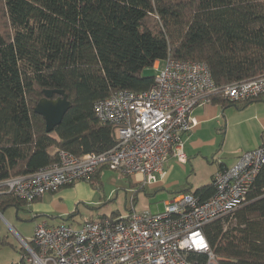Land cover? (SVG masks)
I'll return each instance as SVG.
<instances>
[{
  "label": "trees",
  "instance_id": "obj_1",
  "mask_svg": "<svg viewBox=\"0 0 264 264\" xmlns=\"http://www.w3.org/2000/svg\"><path fill=\"white\" fill-rule=\"evenodd\" d=\"M166 58L205 62L217 86L264 76V0H0V182L56 162L52 148L76 156L112 148L94 103L147 90L154 76L142 71ZM45 89L72 104L48 134L33 112ZM208 102L237 104L220 94ZM192 193L210 197L212 181ZM27 204L0 193V213ZM231 216L237 225L227 232L222 219ZM203 233L218 264H264V171L247 203Z\"/></svg>",
  "mask_w": 264,
  "mask_h": 264
},
{
  "label": "built area",
  "instance_id": "obj_2",
  "mask_svg": "<svg viewBox=\"0 0 264 264\" xmlns=\"http://www.w3.org/2000/svg\"><path fill=\"white\" fill-rule=\"evenodd\" d=\"M153 84L144 91H119L93 105L102 126L112 128L115 144L101 153L76 156L57 150L56 162L30 175L0 182V193L27 203L55 194L77 181L90 180L101 167L125 177H140L142 187L165 178L170 158L183 164V138L198 124L195 107L220 94L229 102L264 95V76L217 86L205 62L166 58L156 61ZM258 148L215 172L213 194L191 192L163 202L162 211L88 218L78 226L36 224L29 242L18 236L24 256L16 264H218L203 227L247 203L264 171V132ZM204 256L203 262L190 255Z\"/></svg>",
  "mask_w": 264,
  "mask_h": 264
},
{
  "label": "rangeland",
  "instance_id": "obj_3",
  "mask_svg": "<svg viewBox=\"0 0 264 264\" xmlns=\"http://www.w3.org/2000/svg\"><path fill=\"white\" fill-rule=\"evenodd\" d=\"M142 75L154 76L155 71L152 68L144 69ZM187 137L188 135L183 138L186 162L181 164L173 158L167 161V166L170 168L168 183L171 191L189 187L194 190L209 184L211 175L219 163L218 157L221 155L225 158L230 157V153L239 151L240 142L242 145L245 144L243 139L237 140L232 133L225 141L220 132L211 133L208 137L201 136L198 137L199 140L195 145H188L189 137ZM208 139H213L212 145L204 143ZM198 146L200 148L193 149ZM103 170V173H99L98 178L91 182L83 180L88 187L83 195L87 196L89 191H92L95 198L93 202L76 205L75 214L69 220L71 225L78 226L81 221L88 218L128 214L132 200L137 213H159L162 211L163 202L171 197L166 189L149 190L148 187L141 189L136 177L127 178L116 170ZM27 205L18 209L10 206L1 213L3 218H0V264H16L24 256L18 236L29 242L36 224L41 222H47L49 225L57 224L53 223L57 222L55 217L51 218V215L41 213L40 210L35 211ZM222 223L227 232H231L237 225L235 216L222 219Z\"/></svg>",
  "mask_w": 264,
  "mask_h": 264
},
{
  "label": "crops",
  "instance_id": "obj_4",
  "mask_svg": "<svg viewBox=\"0 0 264 264\" xmlns=\"http://www.w3.org/2000/svg\"><path fill=\"white\" fill-rule=\"evenodd\" d=\"M192 115L196 118L198 124L187 134L189 137H187L188 145H195L199 140L198 137H208L214 132L222 133L224 141L228 138L229 134L232 133L237 140L243 139L245 142L244 145L240 142L239 144L241 145H239V151L236 153H230V157L225 158L222 155L218 157L219 163H217L214 173L211 175V181L216 171L223 167L233 165L241 153L254 150L261 146L263 142L264 95L258 100L250 103L237 102V104L227 105L225 107L220 104L207 102L204 105L195 107L192 111ZM204 143L212 145L213 139H208ZM246 144H248V147H246ZM195 148H200V146L193 147V149ZM50 151L51 153H54L56 152V149L52 148ZM103 169L107 168L102 167V169L96 174L97 178L99 173H103ZM165 171L167 174L164 179L145 187L140 185V177L136 176L139 181L138 186L141 187V189L148 187L149 190L166 189L171 195L170 199L176 194L193 192L191 187L183 190H169L170 183H168V179L170 176V168H168L167 163L165 165ZM86 189H88L86 182L77 181L71 186L62 188L55 194H44L34 202L28 203L27 206H30L35 211L40 210L41 213H47L48 215H51V218L55 217L57 222L52 221L53 223H57L55 225L61 223L70 224L69 220L71 218L68 219V216L75 214L74 209L76 205L83 202H93L95 198L92 191H89V195L84 196L83 194Z\"/></svg>",
  "mask_w": 264,
  "mask_h": 264
},
{
  "label": "water",
  "instance_id": "obj_5",
  "mask_svg": "<svg viewBox=\"0 0 264 264\" xmlns=\"http://www.w3.org/2000/svg\"><path fill=\"white\" fill-rule=\"evenodd\" d=\"M71 105L63 90L45 89L43 97L33 107V112L42 117L45 123V132L48 134L60 125ZM0 218H3L1 213Z\"/></svg>",
  "mask_w": 264,
  "mask_h": 264
}]
</instances>
